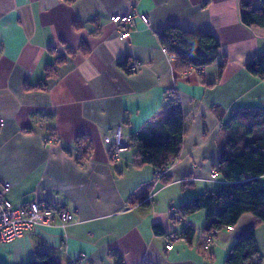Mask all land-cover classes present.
<instances>
[{"label":"crops","instance_id":"crops-1","mask_svg":"<svg viewBox=\"0 0 264 264\" xmlns=\"http://www.w3.org/2000/svg\"><path fill=\"white\" fill-rule=\"evenodd\" d=\"M242 2L260 6V0H0V182L9 185L12 203L38 202L71 215L64 227L57 220L1 245L0 264H27L41 251L57 264H225L250 230L264 263V223L251 214L212 233L207 250L204 211L171 219L186 200L222 182L212 175L230 114L264 112V79L245 68L264 52V28L242 24ZM126 14H145L149 23L136 18L130 37L119 40L110 17ZM167 27L213 35L216 60L200 72L176 70L158 40ZM131 60L142 65L127 73ZM38 84L44 88H29ZM173 102L185 132L161 179L138 162L139 145L129 137L148 128V141L162 140L161 121ZM118 125L129 147L112 161L105 138ZM259 179L264 186V175ZM185 228L193 232L189 240Z\"/></svg>","mask_w":264,"mask_h":264},{"label":"trees","instance_id":"trees-1","mask_svg":"<svg viewBox=\"0 0 264 264\" xmlns=\"http://www.w3.org/2000/svg\"><path fill=\"white\" fill-rule=\"evenodd\" d=\"M241 7L242 24L264 28V0H260L257 8H252L248 2H242ZM158 40L167 54L175 57V68L179 72L190 69L198 71L212 64L218 55L219 43L211 34L191 33L178 27H167L158 34ZM54 65L46 66L47 75L54 71ZM223 66L224 64L219 66L220 73ZM245 68L264 79V52L250 59ZM29 88L43 89L44 85L38 84ZM183 120L178 103L173 102L172 111L161 121L160 129L164 135L162 140L148 141V136L144 137V134L149 133L148 128L129 137V140L139 145L138 162L152 166L157 171L158 178L162 179L160 171L178 158L185 132ZM221 129L225 134L224 151L219 155L216 170L222 182L215 189L186 200L175 209L178 217L171 216V219H179L200 210L204 211L205 223L201 231L203 234L232 228L243 214H251L264 223V186L259 179L264 175V112L234 111ZM153 229L157 235L163 234L157 224ZM191 236L193 232L185 228L182 237L189 240ZM27 264L57 263L49 253L41 251ZM225 264H262L254 230H250L233 244Z\"/></svg>","mask_w":264,"mask_h":264},{"label":"built area","instance_id":"built-area-1","mask_svg":"<svg viewBox=\"0 0 264 264\" xmlns=\"http://www.w3.org/2000/svg\"><path fill=\"white\" fill-rule=\"evenodd\" d=\"M148 24L149 19L145 14H126L113 15L110 21L119 29V40H125L130 37L135 19ZM164 53H167L162 47ZM170 61H175L173 55L168 54ZM142 64L139 61H128L125 66L127 73H134ZM199 72L201 69L198 70ZM3 125V119L0 117V127ZM105 142L111 145L109 157L112 161H117L122 152L126 151L129 144L123 137L122 127L120 125L113 128L111 137H106ZM212 178H217V172L213 173ZM9 191V185L0 182V246L9 244L14 240L23 237L36 227H54L59 221V225L64 227L69 222L71 215L64 208L54 209L38 202H17L12 203L6 198ZM151 196H148L150 199ZM174 216L178 214L173 211ZM228 230L231 228L228 227ZM203 249L207 250L211 241L212 234H206L201 238ZM172 245L166 246L170 250Z\"/></svg>","mask_w":264,"mask_h":264},{"label":"rangeland","instance_id":"rangeland-1","mask_svg":"<svg viewBox=\"0 0 264 264\" xmlns=\"http://www.w3.org/2000/svg\"><path fill=\"white\" fill-rule=\"evenodd\" d=\"M259 245H260V248H262V246H264V241L262 239H259ZM263 251V249H262ZM264 252V251H263ZM264 264V263H263Z\"/></svg>","mask_w":264,"mask_h":264}]
</instances>
